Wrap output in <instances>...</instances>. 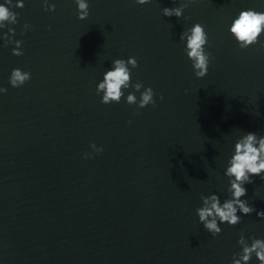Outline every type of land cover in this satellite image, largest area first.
I'll use <instances>...</instances> for the list:
<instances>
[{
  "label": "water",
  "instance_id": "obj_1",
  "mask_svg": "<svg viewBox=\"0 0 264 264\" xmlns=\"http://www.w3.org/2000/svg\"><path fill=\"white\" fill-rule=\"evenodd\" d=\"M87 2L81 20L75 0H48L51 11L12 0L17 23L0 28V264H229L241 231L264 239V219L241 214L213 237L195 209L202 195L229 196L237 137L264 134V32L240 49L229 31L240 11L264 12V0ZM182 2L180 18L163 16ZM195 23L211 53L202 78L180 40ZM8 27L23 55L4 46ZM129 56L131 84L144 87L101 103L103 73ZM13 68L30 80L13 87ZM148 86L155 106L126 102ZM253 179L242 199L264 210V180ZM248 264H259L255 254Z\"/></svg>",
  "mask_w": 264,
  "mask_h": 264
},
{
  "label": "clouds",
  "instance_id": "obj_2",
  "mask_svg": "<svg viewBox=\"0 0 264 264\" xmlns=\"http://www.w3.org/2000/svg\"><path fill=\"white\" fill-rule=\"evenodd\" d=\"M75 2L77 4L78 19H86L89 15L87 0H75ZM150 2L151 0H136L138 4ZM43 4L45 10L51 11L55 9V4H49L48 0H43ZM9 6H12V0H5V3H0V28L6 27V23H17L19 13L10 10ZM14 6L23 7V0H17ZM186 7L187 3L183 2L178 7H163L162 14L164 17L175 16L180 18ZM185 19H188V17H185ZM30 27L27 23L24 25L25 30ZM229 31L236 39L240 49L256 44L259 36L264 32V12H259L252 8L240 11L239 15L233 19ZM14 33L15 29L8 27L7 32L3 35L4 46L14 44L15 47L12 48V53L20 56L23 55V50L20 47L22 41L14 40ZM180 40L186 41L184 51L192 61L195 76L197 78L204 77L208 73L211 59V53L205 51L204 47L208 43L205 26L201 23H195L190 28L184 29L180 34ZM129 65L131 68L138 67L137 59L134 56H129L127 60L116 58L112 61L111 67L103 73V78L96 87L98 95L101 92L103 93L101 103L120 102L124 96L123 90L129 88L131 84V68ZM30 78V72L22 71L20 68H13L9 82L13 87H20ZM131 86L136 91H140L144 87L141 81H136ZM4 92H7V89L0 87V93ZM154 96V89L148 86L140 93L139 100H137L133 92L128 93L126 102L129 105L138 104V109L144 108L149 104L155 106L156 100ZM159 98L161 100L164 99L162 94ZM90 147L97 154L103 151V148L95 143H91ZM91 156L92 153L86 152L84 154L85 159ZM224 176L228 178L227 192L229 196L221 202L219 195L216 193L206 196L202 195V205L195 209L199 222L213 237L218 236L222 232L221 224L227 223L234 226L241 223V214L251 215L255 212L257 217L264 219V210H257L246 199H242V197L247 195L245 185L254 183L253 177L259 176L261 180H264V134H260L257 131H246L237 137L233 153L225 166ZM249 240L251 243H249ZM237 243L240 245L241 250L232 254L229 264H248L253 254H255L259 264H264V239L256 238L255 236L246 238L244 232L241 231Z\"/></svg>",
  "mask_w": 264,
  "mask_h": 264
}]
</instances>
